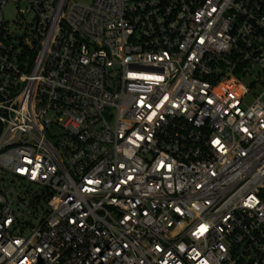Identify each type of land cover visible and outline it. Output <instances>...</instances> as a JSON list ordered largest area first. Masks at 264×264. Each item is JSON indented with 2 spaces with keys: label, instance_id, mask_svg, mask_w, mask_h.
Masks as SVG:
<instances>
[{
  "label": "built area",
  "instance_id": "1",
  "mask_svg": "<svg viewBox=\"0 0 264 264\" xmlns=\"http://www.w3.org/2000/svg\"><path fill=\"white\" fill-rule=\"evenodd\" d=\"M0 264H264V0H0Z\"/></svg>",
  "mask_w": 264,
  "mask_h": 264
},
{
  "label": "rangeland",
  "instance_id": "2",
  "mask_svg": "<svg viewBox=\"0 0 264 264\" xmlns=\"http://www.w3.org/2000/svg\"><path fill=\"white\" fill-rule=\"evenodd\" d=\"M71 1L78 2L81 4H89L91 2V0H71ZM15 13H16V10L12 6H10L8 8L7 18L11 19L12 17L15 16Z\"/></svg>",
  "mask_w": 264,
  "mask_h": 264
}]
</instances>
